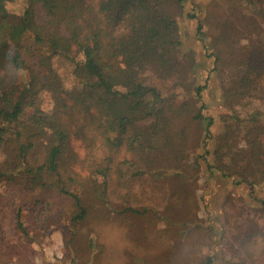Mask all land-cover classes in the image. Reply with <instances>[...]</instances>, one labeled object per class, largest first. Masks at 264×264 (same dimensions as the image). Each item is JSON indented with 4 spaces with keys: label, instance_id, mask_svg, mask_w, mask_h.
Masks as SVG:
<instances>
[{
    "label": "trees",
    "instance_id": "1",
    "mask_svg": "<svg viewBox=\"0 0 264 264\" xmlns=\"http://www.w3.org/2000/svg\"><path fill=\"white\" fill-rule=\"evenodd\" d=\"M169 3L63 0L56 12L50 0H0V146L10 158L0 163V182L13 183L12 189L40 216L55 203L70 215L73 225L147 212L155 190L149 187L166 179V168L178 170L176 176L186 170L184 143L178 141L174 125L182 113L204 120L202 109L193 114L187 103H166L143 81L148 69L162 79L176 70L173 50L161 42L157 27ZM18 4V10L11 7ZM197 30L201 32V24ZM223 38L218 36L219 41ZM54 40L68 45L65 59L75 79L70 89L52 87L46 73V61L56 53ZM254 52L253 68L234 81L236 98L264 100V51L255 47ZM227 59L216 55L215 62L229 67ZM7 67L25 72L20 88L3 85L1 71ZM203 89L195 88L197 101ZM111 96L130 98V112H140L144 119L114 115ZM258 116L264 119V110L252 116L242 146L253 162L264 156V123ZM211 123L207 119V137ZM230 136L226 128L223 144L228 149ZM144 137L156 145V156L148 157L136 144ZM257 173L264 180V171ZM235 175L239 184L246 180L242 173ZM73 186L82 188V194L74 193ZM15 219L16 228L27 235L20 208Z\"/></svg>",
    "mask_w": 264,
    "mask_h": 264
},
{
    "label": "rangeland",
    "instance_id": "2",
    "mask_svg": "<svg viewBox=\"0 0 264 264\" xmlns=\"http://www.w3.org/2000/svg\"><path fill=\"white\" fill-rule=\"evenodd\" d=\"M62 1L50 0L51 7L60 11ZM169 2L157 27L161 42L173 50L176 70L162 79L148 69L143 81L155 87L166 103H187L193 114L202 109L204 120L182 113L174 125L178 141L184 143L186 170L176 176L178 170L166 168V179L149 187L155 190L147 212L75 225L56 203L40 216L12 189L13 183L2 180L0 264H208V259L211 264H264V180L257 173L264 171V156L253 162L242 153L244 135L252 116L264 110V100L234 96V81L253 68L255 47L264 51V0ZM11 7L18 10L20 4ZM52 42L56 53L46 61L50 85L70 89L75 79L65 59L68 45L63 40ZM216 55L226 56L230 66L216 63ZM1 72L5 88H20L26 77L9 67ZM263 79L264 74L262 85ZM198 85L204 89L197 101ZM109 101L116 116L139 121L145 117L130 112V98L111 96ZM49 106L46 99L45 107ZM207 119L212 120L208 137ZM257 119L264 123L260 116ZM143 123L146 126L149 120ZM226 128L230 149L223 144ZM136 144L150 158L158 153L145 137ZM74 148L83 156L79 143ZM9 159L5 146H0V163ZM240 173L246 180L239 184L235 174ZM73 192L82 194V188L73 186ZM19 208L27 235L16 228Z\"/></svg>",
    "mask_w": 264,
    "mask_h": 264
}]
</instances>
